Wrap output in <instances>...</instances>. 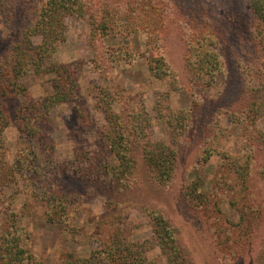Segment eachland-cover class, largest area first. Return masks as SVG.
<instances>
[{
  "label": "rangeland",
  "instance_id": "rangeland-1",
  "mask_svg": "<svg viewBox=\"0 0 264 264\" xmlns=\"http://www.w3.org/2000/svg\"><path fill=\"white\" fill-rule=\"evenodd\" d=\"M42 1L25 0L12 23L0 16V61ZM79 1L81 14L63 19L64 38L44 60L45 67L73 70L77 100L40 110L44 114L37 118L40 101L53 93L55 76L35 73L31 66L18 81L20 90L0 99L9 118L0 129V155L4 174L11 171L0 186V216H13L20 227V247L32 255L26 264L89 257L116 237L147 242V263L169 264L154 241L153 213L173 229L179 261L264 264V180L259 175L264 113L256 111L264 102V51L257 45L248 0ZM205 35L207 49L219 54L223 66L203 91L189 78L187 58L191 45L206 43L200 40ZM32 42L39 49L41 38ZM157 58L168 70L156 64ZM22 108L35 118L40 132L35 138L22 137L15 128ZM142 111L149 118L145 135H128L134 169L119 172L118 182L114 167L120 161L109 147L108 118L119 115L125 126ZM181 111L187 128L178 137L166 121L168 113ZM171 120L181 127V121ZM146 140L163 142L177 154L175 176L167 185L151 179L142 157ZM249 147L254 174L243 191L230 165L243 164ZM25 151L36 153L35 175L27 174L29 164L28 170L21 167ZM208 151L211 156L204 160ZM194 182L203 194L199 207L184 196ZM44 192L65 207L58 221L48 220L40 198Z\"/></svg>",
  "mask_w": 264,
  "mask_h": 264
},
{
  "label": "trees",
  "instance_id": "trees-1",
  "mask_svg": "<svg viewBox=\"0 0 264 264\" xmlns=\"http://www.w3.org/2000/svg\"><path fill=\"white\" fill-rule=\"evenodd\" d=\"M24 2L25 0H0V16L6 24L13 22L19 12V7ZM248 6L256 20L257 45L261 51H264V0H248ZM81 12L82 5L79 0H43L32 11V16L30 15L31 18L28 20L29 22L22 29L19 28L17 30V39L10 45L9 52L3 62L0 61V99L2 96H7L11 91L20 90L21 87L18 81L31 66L35 73H51L55 76L53 93L40 101L37 118L39 114H44L40 110L47 111L56 104L77 100L76 77L73 70L65 65H50L45 67L44 60L47 57L46 53L54 49L56 44L64 38L63 19L75 13L81 14ZM34 36L41 38L39 49H36L33 45L32 37ZM207 37L208 35L200 37V40L206 41V43L199 42L198 46H190V53L187 58L189 78L195 87L203 91L212 87L216 75L222 72L223 66V60L219 54L216 51L207 49L210 43V41H207ZM156 62V64H160V66L165 65L166 69L168 68L164 59L157 58ZM160 66H156L155 70H162ZM163 73L166 74V71ZM262 88L264 93V86ZM249 111H251L252 116L253 110ZM256 111L260 115L264 113V102L256 106ZM168 115L169 119L167 117L166 121L168 127L171 128L173 134L179 137L187 128V122L185 121L187 120V116L183 111L175 113V116L174 114L172 115V112L168 113ZM171 119L181 121V127L172 123ZM182 121H185V123H182ZM107 122L110 127L107 137L109 147L114 157L120 161V164L114 167L118 171L114 175L117 176V181L119 182V172L122 173V171H126V169L131 167L134 169L135 166L133 160L128 157L130 153L128 149V135L133 134L136 138L145 135L144 128L149 123V118L142 111V113L133 115L125 126L120 124L119 115H110ZM8 123V114L4 110V106L0 100V129L4 126L6 127ZM15 128L20 136L26 138H35L40 133L36 127L35 118L30 117L29 113L23 110V108L16 112ZM24 153L21 167L28 170V166L26 165L29 164L30 167L27 174L35 175L38 171L36 153L35 151H25ZM253 154V149L249 147L243 164L240 165L237 160L230 165L232 170L237 174L236 178L238 181H241L243 191L247 189L248 181L250 178L252 179L254 174ZM2 156L0 155V186L11 175V171L4 174ZM209 156H211V152L208 151L204 160H207ZM142 157L146 168L151 172V179L155 183L167 185L169 182H172L178 160L174 149L160 141L151 142L146 140L142 148ZM123 162H125L124 165ZM111 173L113 174V170H111ZM259 175L264 180V167L262 170H259ZM108 180L111 183V187L115 186L116 182L114 179ZM36 188L39 189V187ZM184 196L189 203L196 207H199L203 202V194L198 190L196 182L189 185ZM40 198L46 206L48 220L50 222L58 221L61 216L60 212H64L65 210L64 205L57 197L49 193H42ZM2 203L3 201L0 200V209L2 208ZM244 206L247 207L248 205L245 204ZM257 210L254 208L250 213ZM262 213L263 211L260 209L259 214L261 215ZM0 221L2 232L0 240V264H26L31 260L32 255L20 247V227L15 224L13 216L8 214H4V218L0 216ZM151 221L153 222L155 235L154 241L162 254L166 256L167 262L169 264H190L183 257L180 261L176 259L178 255L179 257L181 256V250L175 242L174 231L168 222L160 214L156 213L151 214ZM116 238L106 248L93 251L89 257L70 255L66 258L64 264H148L145 253L149 250L150 246H146L147 242L137 244L124 242L122 238Z\"/></svg>",
  "mask_w": 264,
  "mask_h": 264
}]
</instances>
